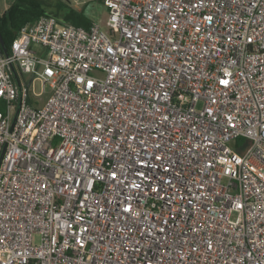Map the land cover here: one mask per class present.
<instances>
[{
    "label": "built area",
    "instance_id": "obj_1",
    "mask_svg": "<svg viewBox=\"0 0 264 264\" xmlns=\"http://www.w3.org/2000/svg\"><path fill=\"white\" fill-rule=\"evenodd\" d=\"M102 2L0 51V264H264V0Z\"/></svg>",
    "mask_w": 264,
    "mask_h": 264
},
{
    "label": "trees",
    "instance_id": "obj_2",
    "mask_svg": "<svg viewBox=\"0 0 264 264\" xmlns=\"http://www.w3.org/2000/svg\"><path fill=\"white\" fill-rule=\"evenodd\" d=\"M98 1L103 4L102 0ZM88 2L77 8L66 0H13L5 10H0V36L9 51L20 27L41 15H51L58 21L88 28L93 23L85 9Z\"/></svg>",
    "mask_w": 264,
    "mask_h": 264
},
{
    "label": "rangeland",
    "instance_id": "obj_3",
    "mask_svg": "<svg viewBox=\"0 0 264 264\" xmlns=\"http://www.w3.org/2000/svg\"><path fill=\"white\" fill-rule=\"evenodd\" d=\"M69 3H71L72 6H75L77 8H80L83 5V2H88L89 0H66ZM3 2V0H0V3ZM87 14L89 17L96 22L100 27L104 30H106V25H105V19H106V14H107V8L100 3L98 0H92L88 2V4L85 7ZM27 78H29V75L26 74ZM30 91L34 93H38L42 91V84L38 80L33 81V89H31V84L29 86ZM46 91H49V86H46ZM44 93V92H42ZM47 94L43 95L44 100L46 99ZM241 139L231 141L230 145L233 147H236L239 145V142Z\"/></svg>",
    "mask_w": 264,
    "mask_h": 264
},
{
    "label": "water",
    "instance_id": "obj_4",
    "mask_svg": "<svg viewBox=\"0 0 264 264\" xmlns=\"http://www.w3.org/2000/svg\"><path fill=\"white\" fill-rule=\"evenodd\" d=\"M0 51H2L5 55L8 54L7 46H6L5 42L3 41V39L1 38V36H0ZM13 75L17 80V75H16L15 69H13Z\"/></svg>",
    "mask_w": 264,
    "mask_h": 264
},
{
    "label": "crops",
    "instance_id": "obj_5",
    "mask_svg": "<svg viewBox=\"0 0 264 264\" xmlns=\"http://www.w3.org/2000/svg\"><path fill=\"white\" fill-rule=\"evenodd\" d=\"M13 0H3V2H1L0 3V10L1 11H3V10H5L8 6H9V4L12 2ZM94 22V21H93ZM45 94H47V96H48V93H45ZM44 94V95H45ZM46 96V97H47ZM43 101H44V97H42L41 98V100L39 101V103L41 104V103H43Z\"/></svg>",
    "mask_w": 264,
    "mask_h": 264
},
{
    "label": "snow or ice",
    "instance_id": "obj_6",
    "mask_svg": "<svg viewBox=\"0 0 264 264\" xmlns=\"http://www.w3.org/2000/svg\"><path fill=\"white\" fill-rule=\"evenodd\" d=\"M221 83L227 84L228 82L227 81H221Z\"/></svg>",
    "mask_w": 264,
    "mask_h": 264
}]
</instances>
